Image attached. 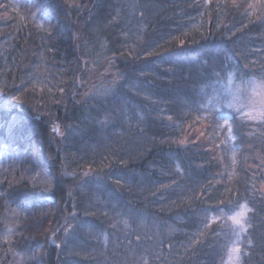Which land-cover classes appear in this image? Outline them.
Returning <instances> with one entry per match:
<instances>
[{
    "label": "trees",
    "instance_id": "1",
    "mask_svg": "<svg viewBox=\"0 0 264 264\" xmlns=\"http://www.w3.org/2000/svg\"><path fill=\"white\" fill-rule=\"evenodd\" d=\"M230 76L264 81V0H0V264H264Z\"/></svg>",
    "mask_w": 264,
    "mask_h": 264
},
{
    "label": "rangeland",
    "instance_id": "2",
    "mask_svg": "<svg viewBox=\"0 0 264 264\" xmlns=\"http://www.w3.org/2000/svg\"><path fill=\"white\" fill-rule=\"evenodd\" d=\"M98 69L90 70L88 78L90 79L93 76H99L100 81H103L105 77L104 75L110 73L107 69L103 71L102 74L100 71H98ZM112 75L113 73L111 76ZM219 86V92L222 94V96L217 94L211 99L210 104L212 105V108H228L237 113L240 117L247 120L261 119L262 115L264 114L263 80L251 78L242 81L236 80L233 76H230L227 80L221 82ZM241 211L245 212V208L231 214V219L236 217ZM237 246L239 247L238 239L233 242V244L228 249L223 264H238L239 252L237 253L233 251V249Z\"/></svg>",
    "mask_w": 264,
    "mask_h": 264
},
{
    "label": "snow or ice",
    "instance_id": "3",
    "mask_svg": "<svg viewBox=\"0 0 264 264\" xmlns=\"http://www.w3.org/2000/svg\"><path fill=\"white\" fill-rule=\"evenodd\" d=\"M241 208L243 209V208H247V205H241ZM246 215H247V213L246 212H244V211H241V212H239L238 214H237V216L236 217H233L232 219H233V222L235 223V224H237L240 228H241V230H246V227H245V223H244V218L246 217ZM233 251H235V252H239V247L237 246V247H235L234 249H233Z\"/></svg>",
    "mask_w": 264,
    "mask_h": 264
}]
</instances>
